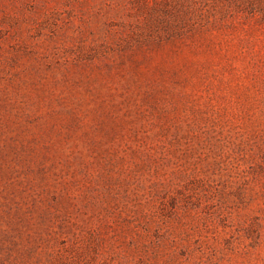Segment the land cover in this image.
Returning <instances> with one entry per match:
<instances>
[{
    "label": "rangeland",
    "instance_id": "rangeland-1",
    "mask_svg": "<svg viewBox=\"0 0 264 264\" xmlns=\"http://www.w3.org/2000/svg\"><path fill=\"white\" fill-rule=\"evenodd\" d=\"M0 264H264V0H0Z\"/></svg>",
    "mask_w": 264,
    "mask_h": 264
},
{
    "label": "trees",
    "instance_id": "trees-1",
    "mask_svg": "<svg viewBox=\"0 0 264 264\" xmlns=\"http://www.w3.org/2000/svg\"><path fill=\"white\" fill-rule=\"evenodd\" d=\"M250 4H251V5H253V3H252V2H251Z\"/></svg>",
    "mask_w": 264,
    "mask_h": 264
}]
</instances>
